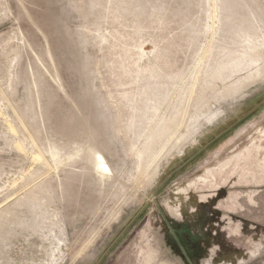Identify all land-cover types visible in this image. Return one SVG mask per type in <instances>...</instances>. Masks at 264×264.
Segmentation results:
<instances>
[{"label":"rangeland","instance_id":"rangeland-1","mask_svg":"<svg viewBox=\"0 0 264 264\" xmlns=\"http://www.w3.org/2000/svg\"><path fill=\"white\" fill-rule=\"evenodd\" d=\"M0 264H264V0H0Z\"/></svg>","mask_w":264,"mask_h":264}]
</instances>
